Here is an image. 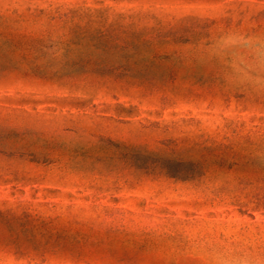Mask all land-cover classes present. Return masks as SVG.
<instances>
[{"label":"rangeland","instance_id":"374dc122","mask_svg":"<svg viewBox=\"0 0 264 264\" xmlns=\"http://www.w3.org/2000/svg\"><path fill=\"white\" fill-rule=\"evenodd\" d=\"M0 264H264V0H0Z\"/></svg>","mask_w":264,"mask_h":264}]
</instances>
